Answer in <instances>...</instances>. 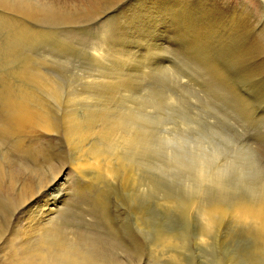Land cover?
Segmentation results:
<instances>
[{"label": "bare ground", "instance_id": "bare-ground-1", "mask_svg": "<svg viewBox=\"0 0 264 264\" xmlns=\"http://www.w3.org/2000/svg\"><path fill=\"white\" fill-rule=\"evenodd\" d=\"M121 1H123V0H121ZM143 1H144L143 7L138 8V10H136L137 15H135V16H137L138 21H137V24L133 23L134 25H133V29H131L132 30L131 35H133L134 39L136 38V41H137V39H139V40L141 39L142 41H146V42L152 41L153 43H155L156 46L160 45V43L165 41L166 32H168L166 30L168 25L165 22L167 19L164 20V18H165L164 16H166L164 14L165 13L164 10H165L166 5L163 6L162 4H160L161 3V2H159L160 0H149V5L145 6V2H147L148 0L147 1L143 0ZM179 1H182V0H179ZM193 1H195V0H193ZM200 1L202 2V0H200ZM215 1L216 0H214V2ZM110 2H116L117 3V0H0L1 5L12 10L13 12L17 11L20 13H24L26 15L32 16L33 18L35 17V18H39V19L43 18V19H49V20L54 19V21H57V20H60V21L61 20L84 21L85 19H87L91 16L92 17L95 16L96 13L99 12V10L102 9L104 6H106V5L109 6ZM130 3H131V1L129 0V3L128 2L127 3L122 2L121 5H119L120 3L119 4L117 3V4L119 5L118 6L119 10L123 11L125 6H128ZM143 3H141V4H143ZM176 3H177V1H176ZM195 3H197V2H195ZM113 4L114 3H112L111 5L113 6ZM191 4H192L191 7H193L194 2ZM191 4H189V5H191ZM217 4H218V2H217ZM203 5H204V7L206 6L205 4H203ZM210 5H212V3ZM214 5H216V4H214ZM168 6H171V5H168ZM198 6H199V4H198ZM201 6L202 5H200V7ZM171 7H169V8H171ZM177 7L180 9V6H177ZM200 7H198V9ZM208 7L212 9V7H210V6H208ZM217 7H218V5H217ZM217 7L214 9L216 10ZM188 8H189V6H188ZM193 8H195V7H193ZM202 8H203V6H202ZM209 8H207V6H206L204 11L202 9V12H205ZM106 9H107V7H106ZM196 9H197V5H196ZM222 9H224V8H222ZM236 9L238 10L239 8H236ZM241 9H242V7H241ZM2 10H4V9H2ZM173 10H174V7H173ZM176 10H177V8H176ZM219 10L218 11L216 10V12L220 13ZM109 11H111V10L109 9ZM122 11H120V12L122 13ZM193 11L194 10L192 9V12ZM209 11H210V9H209ZM224 11L225 10H223V12ZM100 12L102 14L103 13L106 14L105 11L104 12L100 11ZM125 12H127V11H125ZM216 12H214V13L218 14ZM231 12H232V10L230 11V14H225V16L226 15L231 16L232 15ZM234 12L238 13V11H234ZM107 13H109V12H107ZM112 13H109V14H112ZM212 13L213 12L211 10V14ZM244 13H245V11L242 14L244 15ZM129 14H131V13H129ZM188 14H190V13L188 12ZM192 14L194 15V12ZM215 14H214L215 19H218V16L216 18ZM220 14L221 15L223 14L222 10H221ZM127 15H128V13H127ZM176 15H178V14H176ZM181 15H180V18H181ZM196 15H198L197 12H196ZM203 15H204V13H203ZM221 15H219V19H220ZM98 16H100V15H98ZM233 16L235 17L236 15L233 14L232 17ZM237 16H238V14H237ZM1 17H4V16H0V18ZM6 17L4 18V20L6 19ZM27 17H25V18H27ZM124 17H128V16H124ZM129 17L131 18V15H129ZM186 17L184 16L185 19H186ZM193 17H192V19H196L195 17L194 18ZM200 17L201 16H199V18ZM242 17L245 18L246 14ZM242 17H240V18L242 19ZM169 18H171V16H169ZM177 18H178V16H177ZM199 18H198V20L196 19L195 21L202 20V17L200 18V20H199ZM203 18H205V17H203ZM248 18H249V12L247 15V20H248ZM96 19H100V17L99 18L96 17ZM101 19H102V17H101ZM105 19H106V17H105ZM206 19H208V18H205V20ZM212 19H214V18H212ZM237 19H238L237 21L239 23L240 22L239 16ZM0 20H3V19H0ZM13 20H15V18H13ZM13 20H12V22H13ZM107 20H108V18H107ZM10 21H11V19H10ZM10 21L8 19L9 23L6 22V20L4 22L8 23V25L7 24L6 25L9 26ZM38 21H40V20H38ZM104 21H105L104 23L107 25V23H106L107 21L106 20H104ZM117 21H118V19H117ZM130 21H132V20H130ZM211 21L209 19V22H211ZM224 21L226 22L227 20L225 19ZM184 22L185 21H183V23ZM214 22H215V25L219 24V23H216V20H214ZM241 22H243V19L241 20ZM30 23H32V22H30ZM93 23H95V22H93ZM119 23L120 22H118V24ZM128 23H130V22H128ZM169 23H171V22H169ZM193 23H194V21H193ZM243 23H246V22H243ZM243 23H241V24H243ZM252 23H254V22H252ZM111 24H113V23H111ZM172 24H173V22H172ZM172 24H169V25H172ZM176 24H177V28H178V26H179L178 24H180V23H176ZM213 24L214 23H212V25ZM227 24H228V22H227ZM246 24H248V22ZM1 25H0V27H1ZM6 25H3V30H4V26L8 30ZM21 25H22V23H21ZM23 25H25V24H23ZM28 25H30V24H28ZM28 25H26V26H28ZM55 25H56V23H55ZM119 25H121V24H119ZM220 25L222 26L224 24H220ZM237 25L239 26L240 23ZM250 25H249V27H250ZM11 26H13V25H11ZM19 26L20 25H18V27ZM56 26H54V28ZM199 26L201 27V24ZM199 26H198V28H200ZM205 26L206 25L204 24V26H202V27L204 28ZM13 27H15V25ZM60 27H61V25H60ZM62 27H64V26H62ZM116 27H120V26H116ZM202 27H201V29H203ZM216 27H217V25H216ZM247 27L245 26V28H247ZM45 28H47V27H45ZM188 28H189V26H188ZM193 28H194V26H193ZM209 28H211V27H209ZM26 29H28V28H26ZM34 29H35V27H34ZM39 29H40V27L38 29H35V30L38 31ZM110 29H111V27H110ZM172 29H174V28H172ZM243 29L244 28H242V31H243ZM249 29L251 30V28H249ZM252 29H253V27H252ZM32 30H33V28H32ZM121 30H120V33H121ZM169 30H171V29H169ZM207 30H206L205 35L207 34ZM223 30H225V29H223ZM239 30H241V29H239ZM250 30H248V31H250ZM22 31H24V30H22ZM217 31L218 30H216L215 32L217 33ZM226 31H223V32H226ZM248 31H244V32L248 33ZM56 32L58 33V31H56ZM106 32H108V31H106ZM127 32H128V30H127ZM180 32L183 33V30H181ZM239 32H236V33L238 34ZM253 32L254 31H252V33ZM7 33H8V31H7ZM110 33H112V32H110ZM116 33L118 34V32H116ZM175 33L177 34V32H175ZM179 33H178V35H179ZM200 33H201V31H200ZM252 33L249 35V37L252 35ZM15 34H18V33H15ZM24 34H23V36H24ZM37 34H39V33H37ZM51 34H53V33H51ZM121 34H118V38L116 36V39H117L116 42L111 41V42H109L108 46L110 45V48H111L110 50H112V54L114 57H116V58L117 57L118 58L131 57L132 58L134 56V53H132V51L131 52H123L125 45H124V42H122V39H123L124 35L123 34L121 35ZM195 34L197 35V33H195ZM211 34H213L212 31H211ZM224 34L225 33H223L222 35H224ZM230 34H231V37H233V38L237 35V34H234V31H232V33H230ZM0 35H2V34H0ZM29 35L32 36V33ZM53 35H55V33ZM53 35H52V37H53ZM227 35H229V34H227ZM232 35H235V36H232ZM239 35H241V33H239ZM245 35L243 34V37ZM20 36L22 37V35H20ZM59 36H61V35H59ZM119 36H120V38H119ZM121 36H122V38H121ZM185 36H183V38H185ZM198 36H200V34H198ZM229 36H228V38H229ZM255 36H256V34H255ZM16 37H19V36H16ZM49 37H51V36H49ZM94 37L95 36H93V38ZM103 37H104V35H103ZM106 37H109V36L107 35ZM189 37H191V36H189ZM189 37H188V39H189ZM222 37H225V36H222ZM44 38H45V36H44ZM113 38H115V37H113ZM176 38H177V36H176ZM196 38H198V37H196ZM214 38H216V37L214 36ZM220 38H221V36H220ZM256 38H257V36H256ZM19 39H21V38H19ZM98 39H100V38L98 37ZM171 39H173V38H171ZM207 39H208V37H207ZM221 39H223V38H221ZM237 39H236V41L238 42L239 39L238 40ZM45 40H46V45H49L50 42H48V44H47V39H45ZM53 40H54V38H53ZM104 40L102 42H104ZM173 40H175V39H173ZM204 40H205V38H204ZM224 40H225V38H224ZM229 40H230V38H229ZM229 40H227L226 42H228ZM37 41H38V39H37ZM218 41H219V39H218ZM231 41L233 43L236 42L232 39H231ZM231 41H229V42H231ZM240 41H243L242 37H241ZM244 41H246V40L244 39ZM250 41L248 40V44H250L249 43ZM252 41H254V40L252 39ZM5 42H7V41H5ZM39 42H41V41L39 40ZM62 42L63 41H61L60 43H62ZM168 42H171V41L168 40ZM222 42H220V43L222 44ZM239 42L237 43V45L240 44ZM254 42H256V39ZM257 42H259V41L257 40ZM26 43H29V42L27 41ZM30 43H32V42H30ZM77 43H76V45H77ZM127 43H128V41H127ZM188 43H191V41L190 42L188 41ZM32 44H34V43H32ZM52 44H54V43L52 42ZM139 44H141V43H138V45ZM145 45H148V44H145ZM200 45H201V43H200ZM211 45H212V42H211ZM222 45H220V46H222ZM228 45H229V43H228ZM241 45H242V43L240 44V46ZM247 45H246V49L248 48ZM257 45H259V44H257ZM6 46H8V44ZM19 46H21V45H19ZM74 46H75V43H74ZM92 46L94 47V45H91V47ZM103 46H105L104 43H103ZM129 46H131V45H129ZM152 46L154 47V45H152ZM160 46H162V45H160ZM205 46H206V44H205ZM144 47L146 48V46H144ZM233 47H235V46H233ZM251 47H252V49H255L254 46H251ZM0 48H2V46ZM34 48H35V46H34ZM79 48H78V50H80ZM126 48H128V46ZM155 48H157V47H155ZM205 48H206V52H207V47H205ZM260 48H263V47L260 46ZM63 49H65V48H63ZM66 49H67V47H66ZM70 49H71V47H70ZM93 49H89V50L91 51ZM200 49H201V47H200ZM212 49H209V50H212ZM219 49H220V51L222 50V48H219ZM219 49H218V51H219ZM10 50H12V48H10L9 51ZM14 50L15 49H13L11 51V52H13V54L18 53L19 56L21 55L20 54L21 48H20V51H18V52L17 51L15 52ZM29 50H30V47H29ZM29 50H27V51H29ZM44 50H46V49H44ZM48 50L50 51V49H48ZM60 50L61 49H59L57 52H60ZM97 50H99V49H97ZM157 50H155V51H157ZM202 50H203V48H202ZM230 50L232 51V49H229V51ZM6 51H4V52L7 53L8 51L7 52ZM99 51H101V50H99ZM105 51H106V49H105ZM133 51L136 52L135 48ZM160 51H162V50H160ZM203 51H205V50H203ZM203 51L201 53H203ZM231 51L228 54H231ZM235 51H236V49L233 51V53ZM249 51H252V50H249ZM258 51H259V49H258ZM80 52H82V51H80ZM157 52L159 54V51H157ZM206 52H204V53L206 54ZM259 52L262 53L263 51H259ZM5 53H1V55L2 54L7 55ZM54 53H55V51H54ZM68 53H69V51H68ZM91 53H93V52H91ZM99 53H101V52H99ZM216 53H217V49H216V52L214 53L215 56H216ZM219 53L220 52H218V54ZM224 53H226V52H224ZM256 53H258V52H256ZM263 53H262V55H263ZM24 54H23V56H24ZM35 54L37 56V58H36V56H35V58L39 59L38 55H40L41 53L38 55H37V53H35ZM35 54H33V55H35ZM140 54H141V52H140ZM140 54H139V56H140ZM146 54H147V52H146ZM207 54H208V52H207ZM211 54H213V53H211ZM226 54H224V56ZM246 54H247V52H246ZM56 55L57 54H55L54 56H56ZM103 55L104 54H102V56ZM210 55H209V57H210L209 59L213 60ZM238 55L236 54V56H238ZM44 56L48 57L47 55H44ZM58 56H60V55H58ZM195 56H196V54H195ZM221 56L222 55L220 54L219 57H221ZM240 56L238 57L239 59L244 58V57L240 58ZM242 56H244V55H242ZM245 56H247V55H245ZM12 57H11V59H12ZM21 57H22V55L20 56V58ZM62 57H64V56H62ZM144 57H145V55H144ZM232 57H233V55H232ZM232 57L228 56V58H232ZM261 57H263V56H261ZM5 58L7 59V56ZM14 58H16V56ZM35 58H32L31 56L29 57L28 55L25 57H22V60L24 63L21 66V68L20 67L17 68V69H19L17 71L18 72L17 73L18 78L15 81H10L9 79H8L9 81L8 80L2 81V79L0 81V215H1V212L3 210H4L3 212H5V211L8 212V216H9L8 218L10 220L11 227H12L11 233L13 234V237H11L12 238L11 241H14V242L17 241L15 244H13L14 247H12L13 249L11 250L12 253L10 255L11 257L14 256V258H15V260H13L14 261L13 264H119L120 263L119 260L115 259V256L112 257L115 254H113V252L109 249V246L110 245L112 246V244H110L111 241L109 242L110 239L109 238L107 239L108 236H106V238H105V236L98 235L97 234L98 232L93 233L90 229L92 227V224L85 223V221H84V223L78 222L80 218L78 219V221L75 220L77 218L76 217L77 215H69L68 213H66L65 211L67 209L65 207V194H63L61 196L62 198L58 199V192L60 193V191L62 192L65 190V184L68 183V179H69L71 174H74L77 178L81 179L83 183H85V185H84L85 186L84 187L85 188L84 189L85 194H87V193L91 194V193H93V189L96 188L99 184L104 183V185L105 184L110 185L113 182L114 176H116L119 173H122L121 174L122 175V183H123L122 186H125L127 191L129 190L128 188L131 185V188L136 186L137 190L140 192L141 186L147 187L148 184H149L148 186H150V184H151L152 178L150 177L149 174H152V173H149L150 168H151L150 166L158 167V169H160L163 172L164 176H166V177L175 176V175H177V173H179L181 175V178L184 181V185H185L184 187L185 188L187 187V189L184 190L185 192L182 194L178 193L177 198L173 197V196H165L161 199V201H162L161 204L164 206V208L166 207V209H167V207L171 208L169 206H175V207L179 206V205H180V207L187 206L185 208L191 209L192 210L191 212H194L197 214V215L196 214L195 215L198 216L197 222H199V225H197L198 223H195L196 224L195 226L200 227V229H199V232H197L198 234L196 236V239H197L196 242L198 241V243L201 244V246L204 245L206 243V241L208 240L207 238H209L208 236L210 235L209 232L213 227H215V228H217L216 226L222 227L223 224H226L227 228L229 227L230 229L226 230L224 228L227 232L223 230V234L226 232L227 236L223 235L224 236L223 239H226L227 237L230 238L231 236H233V235H231V232H233L236 228H238V230L241 229L243 231V236L245 235L246 237H249V238L251 237L254 241L253 245H255V247L252 249V250H254L253 255H255V256L257 255V257L262 258L264 261V178L258 180L259 178L257 179L256 178L257 175H255L256 171L253 170V166L255 164L253 163V160L251 158L252 157L251 152L254 149H252V151L250 152L249 148L246 147L245 145L241 146V145L235 144L234 147L232 148L233 149V155H228L226 158H224V161L221 162L220 161L221 158L219 156V149L221 146L219 145L220 144L219 141H217V143H215L216 139H215V142H212V140H207L208 144H204L203 141H205V140L200 141V140H196L193 138H190V139L187 138L186 132L181 131L183 129V127H189V125H187V124L191 123L187 114L184 112H181L176 117L177 120L172 121L169 119V114H167L165 111L166 105H173V103L176 100H179V101L182 100V99L178 98L172 90H169L165 87V83L169 80L174 81L176 84L177 83L181 84V79H179L177 76H175L172 71L170 73V70L168 68L164 67L165 70H163V72L165 73V75L169 76V77H167L163 74V72L161 73L162 69L160 72H159V70L154 69L153 71H155V72L157 71L156 73L159 72L163 75H160V74L152 75V73L150 72L152 76H150L149 80H151V81H148L146 83V81L145 82L143 81L144 78L139 77V74L144 73L143 71L148 67L147 60H145V58H143V56H142V58H141L142 60L139 62L140 66L138 65L137 67H135L136 69L135 70L133 69L134 70L133 73H132V71H129L131 74H127L128 75L127 77L119 78L118 80H114V82H107V81H102L101 83L98 82L97 85L101 86L102 87L101 88L99 86H96V84L92 83L93 75L91 78H89L92 81L91 80L88 81L86 79H81V78H80V80H78L79 78L76 79L75 77H69L68 79H60V77L59 78L56 77V75H53V73L51 74L45 70H42L41 68L43 66L41 68L39 67L41 62L37 65ZM49 58H51V57H49ZM201 58H204V57H201ZM217 58H218V55H217ZM221 58H224V57H221ZM6 59H4V60H6ZM107 59H109V58H107ZM215 59H214V61H215ZM251 59H252V62H255V61H253V57H251ZM262 59L263 58H261V60ZM4 60H2V61H4ZM85 60H87V58ZM139 60H140V57H139ZM204 60H206V56H205ZM217 60L219 61L217 63H220L223 61V59H222V61H220V58ZM225 60H226V58H225ZM258 60H260V59H257V61ZM59 61H61V60H59ZM134 61H136V57H135V60H133V62ZM227 61L229 62L230 60H227ZM236 61L235 62L230 61V64H232V62L237 64L238 62H236ZM239 61H243V60H239ZM244 61H246V60L244 59ZM244 61H243V63H244ZM247 61H248V59H247ZM7 62L9 63V61H7ZM7 62H6V64H7ZM49 62H47V63L49 64ZM109 62H111V60ZM261 62L262 61H260V62L258 61V63H257L258 66ZM263 62H264V60H263ZM58 63H60V62H58ZM63 63H64V61H63ZM102 63H104V59L102 60ZM115 63H116V61H115ZM212 63L210 64L211 69L213 66ZM224 63H225L224 61H223V64L220 63L221 64L220 66L224 67ZM249 63L251 64L250 61H249ZM6 64L4 62V65H6ZM91 64H92V62H91ZM121 64L124 65V63H121ZM14 65H15V63H14ZM51 65H53V64H51ZM232 65H230V67ZM251 65H250V67H249V65H247V66L249 68H251ZM57 66H58V64H57ZM94 66H96V64ZM129 66H131V65H129ZM206 66H209V65L206 64ZM244 66H246V63H244L243 68H244ZM54 67H56V65ZM92 67H93V65H92ZM99 67H103V66H99ZM225 67H227L228 69L230 68L229 64H228V66H225ZM234 67L232 69H234ZM259 67H261V66H259ZM1 68L2 67H0V69ZM10 68H11V66H10ZM130 68H132V67H130ZM209 68L210 67H208V69ZM227 68H225V69L228 70ZM254 68L255 67L252 66L251 69L253 70ZM258 68H257V70H258ZM263 68L264 67L262 66V69ZM3 69H5V68H3ZM118 69H120V68L118 67ZM213 69L215 70L216 68H213ZM213 69L209 70V71L212 72V71H214ZM217 69H221V67L218 68V66H217ZM239 69H242V68H239ZM251 69H249V71ZM255 69L253 71H255ZM262 69H260V71H259V72H261L260 74L256 70L260 76H261L262 72H264ZM252 70L250 72L251 74L253 73ZM98 71H99V68H98ZM209 71H207V72L209 73ZM225 71L223 72L224 74H225ZM228 71H226V72L228 73ZM230 71H229L228 75H230V73H231V75L233 74V70L231 72ZM242 71H244V70L242 69ZM245 71H246V69H245ZM5 72H6V70H5ZM51 72H52V70H51ZM215 72H217V71L215 70ZM219 72H221V70ZM248 72H247V74H249ZM166 73H169V74H166ZM236 73H237V71H236ZM56 74H58V73H56ZM153 74H154V72H153ZM216 74H218V73H214L215 76H217ZM224 74H223V76H224ZM253 74L255 75L256 73H253ZM101 75H103V74H101ZM105 75H106V73H105ZM212 75H211V77H212ZM219 75H221V74H219ZM234 75H235V73H234ZM237 75H239V74H237ZM7 76H8V74H7ZM117 76H118V74H117ZM230 76H229V78H230ZM241 76L242 75H240L239 77H241ZM255 76H254V78H256ZM116 77L114 75V78H116ZM118 77H120V75ZM209 77H210V75H209ZM231 77L233 78V75ZM249 77H251V76L249 75ZM262 77H264V76H262ZM109 78H110V76H109ZM12 79H13V77H12ZM102 79H103V77H102ZM243 79L241 81H243ZM252 79H253V77H251V80ZM223 80L224 79L222 78V83H223ZM228 80H226V81H228ZM96 81H98V80H96ZM96 81L94 83H96ZM216 81H215V83H216ZM143 82H144V84H143ZM211 82H212V79H211ZM141 83L143 85H140ZM219 83H221V82H219ZM212 84H210V86ZM218 86L216 85L217 89H219ZM214 88H215V86H214ZM263 88H264V86H263ZM220 89H222V88H220ZM247 89H249V88H247ZM244 92H245V90H244ZM192 93H194L193 96L195 97L196 92L192 91ZM240 99H243V98H240ZM246 99H245V101H246ZM47 100L54 101L59 106H57V107L50 106L47 103ZM235 101H237V100H235ZM240 102H242V100ZM247 102H248V99H247ZM230 104H232V103H230ZM243 108H247V107L245 106ZM199 128H201V127H199ZM185 130H187V129H185ZM200 133H203V132L201 131ZM214 134L218 135V133H214ZM201 135H203V134H201ZM61 136H63V140L61 139ZM203 136H205V135H203ZM211 138H213V137H211ZM215 138H217V137H215ZM58 141H60L63 144L64 151H67L70 153L71 161L69 160L70 162H68L67 164H65V163L57 164L58 163L57 162L56 163L57 166H52V164H51L53 162L52 161L49 164V166H50V168L52 166V167H55L56 169H55L53 175L51 176V178L48 181H46L44 179L45 182L42 183L40 177H38L36 172L38 171L39 167L43 163H45V161H44L45 159H43V161H42V158H43L42 155L44 152V148L46 146H50L51 148H53V151H55L56 152L55 154L57 155L60 151H62V150H60V151L56 150L57 147H59V148L61 147V146H57L56 142H58ZM250 144H249V146H250ZM254 152H256V149L254 150ZM252 154H253V152H252ZM255 156L257 157L258 155H255ZM59 159H57V160H59ZM221 160H223V159H221ZM48 161H49V159H48ZM258 162H260V161L258 160ZM257 166L258 165H255L254 167H257ZM231 168L234 170V172H232V174L230 175L231 177L228 178V177H226V174H228V172H231ZM260 169L262 170L263 166ZM43 170H45V169H43ZM261 170H259V171L263 172ZM30 171L33 173H36V174L32 175V177H31V174H29ZM39 171H41V170H39ZM155 174H157V172ZM157 175H156V177H157ZM152 176H154V175H152ZM162 177H160V178H162ZM138 178H140V181H142V182H139ZM160 178L158 177L157 179H160ZM42 181H43V179H42ZM177 181H179V180H177ZM243 185H245V187L246 186L249 187L251 189V191H249L248 193L246 192V194L244 193V195L242 193L243 196L241 195L239 197H233L230 194L231 191H229L228 189H230L232 186H234V188L235 187L239 188L240 186H243ZM137 186H139V187H137ZM99 187H101V186H99ZM150 187H148V188H150ZM81 188L83 189V187H81ZM107 189H108V187H107ZM143 189H144V187H143ZM235 189H237V188H235ZM155 190H157V189H155ZM205 190L210 191L212 193V195L209 194L210 196H207L206 195L207 193H205ZM252 190H254V191H252ZM123 191H124L123 193H125V190H123ZM97 192H98V190H97ZM131 192H132V190H131ZM101 194H102V191H101ZM66 197H67V195H66ZM92 197H94V198H92L93 199L92 203L96 204V202L99 203L98 200H100L102 196L100 197V193H96V195L95 196L92 195ZM99 197H100V199H99ZM93 204H92V206L88 207V210H86V212H89V213H93L94 211L99 212L100 210L103 209L102 207H101L102 208L101 209L98 206H97L98 207L97 208V207H95V204L94 205ZM84 207H85V205H84ZM188 209L186 211L189 213L190 211ZM183 210H181V212ZM139 211H140V215L143 216V212L141 210H139ZM169 211H171V210H169ZM68 212H70V211H68ZM100 213H101V211H100ZM67 214H68V216H67ZM5 217H6V219H8L7 214ZM187 219H189V218H187ZM195 219H196V217H195ZM1 221H3V219ZM1 221H0V224H1ZM2 224H1V226L4 227ZM215 228H214V231H215ZM238 230H236V231H238ZM241 230L239 232H241ZM218 232H220V231H218ZM213 233L215 234V232H213ZM0 234H1V232H0ZM216 234H217V232H216ZM233 234H235V233H233ZM238 234H242V233H238ZM158 235H159V233H157V236ZM213 235H210V237H212ZM160 236H162V238H159L160 240H157V241H159V245L161 246V247L160 246L159 247L162 248L163 250L166 248H172V246L174 245L175 239L179 238V236L176 237L174 235H171V234L163 232V231H162ZM221 237L222 236H220V239H221ZM233 237H231V238L233 239ZM218 238H219V235H218ZM8 239H9V237H8ZM225 241H227V239ZM177 242H179V241H177ZM184 242H185V240H184ZM8 243L10 244L12 242H10L8 240ZM155 243H157V245H158V242H156V240H155ZM207 244H209V241H208V243H206L205 247L207 246ZM225 244H226V242H225ZM112 247H114V246H112ZM175 247H176V245H175ZM156 249H158V248H156ZM159 251L161 252V250H159ZM223 254H224V252H223ZM117 255H119V254H117ZM7 258H8V256H7ZM160 258H163V257H160ZM8 259H10V258H8ZM137 259H139V258H137ZM252 259L255 260V258H252ZM184 260H186V258ZM4 261H6V260L4 259ZM11 262L9 264H12ZM174 262H175V260H174ZM224 262H227V264H234V259L232 256L231 257L228 256ZM6 263H8V261ZM2 264H4V263H2Z\"/></svg>", "mask_w": 264, "mask_h": 264}, {"label": "rangeland", "instance_id": "rangeland-1", "mask_svg": "<svg viewBox=\"0 0 264 264\" xmlns=\"http://www.w3.org/2000/svg\"><path fill=\"white\" fill-rule=\"evenodd\" d=\"M130 1H131V3L129 4L130 6L128 5V6H125V8L123 7L124 8L123 9L124 12L122 10H119L118 6L121 5L122 2H126V3L128 2L129 3V0H123V1L117 0V3L118 4L120 3L119 5L116 2H110V5L109 6L108 5L104 6L102 9L99 10V12L96 13L95 16H93V17L91 16V17L85 19L84 21H71V20H68V21L61 20L60 21V20H57L58 22L57 21H54V19L53 20H49V19H43V18H40V19L39 18H35V17L33 18L32 16L26 15L24 13H20V12H17V11L13 12L12 10H10V9H8V8H6V7H4L3 5L0 4V14H1L0 16H4V17H1L0 19H3L4 20V18L6 16H7L6 19H5L6 22H8V19H9V21L11 19L9 26H7L9 22L6 23V22H4L5 20L4 21L3 20H0L1 21L0 23L2 24V25L0 24L1 25V27H0V30H1L0 31V34H2V35L4 34L3 36L0 35L1 36L0 37V47L2 46V48H0V51H1L0 52V65H1L0 67H2L0 69V75L4 72L1 75L2 77L0 76V81H1V79H2V81H7L8 79L10 81H15L18 78L17 77V75H18L17 74L18 73L17 71L19 69H17V68H19V67L21 68V66L24 63L23 60H22V57H25V56L28 55L29 57L31 56L32 58H35V56H36L35 53H37V55L41 53L40 55H38L39 59H36L37 56H36L35 59H36L37 65L40 62L43 64L42 65L40 63V65H39L40 68L43 66L41 68L42 70H45V71H47L48 73H51V74L53 73V75H56V77H58V78L60 77V79H68L69 77H75L76 79L79 78L78 80H80V78H81V79H86V80L90 81L91 79H89V78H91L92 75H93V78H92L93 81L91 80L92 83L93 84H96V86H99V85H97L98 82H100V83L102 81L114 82V80H118L119 78H125V77H127L128 76L127 74H131L129 71H132V73H133V71L136 69L135 67H137L140 64L139 62L142 60L141 58L143 56V58H145V60H147L148 67L146 68L147 70L145 69L143 71L144 73L139 74V77L140 78H144V80H143L144 82L146 81V83H147L148 81H151V80H149V78L152 75H155V74H160V75H163L164 74L165 75V73L163 72V70H165L164 67L168 68L170 70V73L172 71L175 76H177L179 79H181V84H179V83L176 84L172 80H169V81H167L165 83V87L167 89L172 90L178 98L182 99L181 101L176 100L173 103V105H166L165 106V111H166L167 114H169V119L172 120V121L177 120L176 117L181 112H184V113L187 114V116H188L189 120L191 121V123L187 124V125H189V127H183V129L181 130V131H185L186 132L187 138H189V139L190 138H193V139L200 140V141L201 140H205V141H203L204 144H208L207 140H212V142H215V139H216V142L215 143H217V141H219L220 144L219 143L218 144L221 146L220 149H219V156H220L221 159H223V160L220 159L221 162L224 161V158H226L228 155H233V149L232 148L234 147L235 144H238V145H241V146L245 145L246 147L249 148V151L250 152L252 151V149H254V150L256 149V152H254V150L252 151L253 154L251 152V156H252L251 158L253 160V163L255 165H258L259 167L258 166L257 167H254L255 166L254 165L253 166V170L256 171L255 175H257L256 176L257 179L259 178L258 180L264 178V88H263V86H264V81H263L264 80V77H262V76H264V72H262L263 75L262 74H261V76L259 75L261 73V72H259L260 69H262V66L264 67V65H263L264 64V62H263V60H264V53H263L264 52V45H263L264 44V0H216L215 2H214V0H211L212 2L210 0H202V2L200 0L199 1L198 0H195V1H193V0H187L188 2L186 0H182V1H179V0H174V1L173 0H167V1L166 0L165 1L164 0H160L159 1V2H161L160 4H162L163 6L166 5L165 6V10H164V12H165L164 14L166 16H164L165 17L164 20L167 19L165 22L168 25V27L166 28V30L168 31V32H166V39H165L164 42H162L163 44L160 43V45H162V46H160V45H157L156 46L155 43H153L152 41H149V42L147 41L146 42V41H142L141 39H140L141 41L139 39H137V41H136V38L134 39L133 35H131V31H132L131 29H133V25H134L133 23H136L137 24V21H138L137 16H135V15H137L136 10H138V8H142L143 7V5H144L143 2L144 1L143 0H137V1L136 0H130ZM145 1H147V0H145ZM176 1H177V3H176ZM140 2L143 3V4H141ZM193 2H194V6L193 7H195V8L191 7L192 6L191 3H193ZM195 2H197L199 4V6ZM217 2H218V4H217ZM112 3H114L113 6L111 5ZM202 3L205 4L207 6V8H209L208 6H210V7H212V9L209 8L210 11L208 9L205 12H202V9L204 11L205 8H206V6L204 7V5ZM211 3H212L213 6L210 5ZM189 4H191V5H189ZM214 4H216V5H214ZM146 5H149V0L147 2H145V6ZM168 5H171V6L173 5V6L171 7V6H168ZM196 5H197V9H196ZM200 5H202L203 8H202V6L200 7ZM217 5H218V7H217ZM177 6H180V9ZM188 6H189L190 9L188 8ZM106 7H107V9H106ZM169 7H171V8H169ZM173 7H174V10L175 11L173 10ZM175 7L177 8V10H176ZM198 7H200V8L198 9ZM216 7H217V9H216L217 11L220 9L219 10L220 13H221V10H222V13H223L222 15L220 13L216 12V10L214 9ZM221 7L224 8V9H222ZM241 7H242V9H241ZM236 8H239L240 10L239 9L237 10ZM2 9H4L5 11L2 10ZM109 9L111 11H109ZM192 9L194 10L193 11L194 12V15L192 14L193 13L192 12ZM211 10L213 12L212 14H211ZM223 10H225V11L223 12ZM231 10L233 12V13L231 12L232 15L234 14V15L237 16V14H238L239 21H240L239 23L241 25V26L240 25L239 26L241 28L237 25V24H239L238 21H237L238 20L237 19L238 16L237 17L236 16L235 17L234 16L232 17V15L231 16L230 15H228V16L226 15L225 16V14H230V11ZM233 10L234 11H238V13L237 12H234ZM100 11H103V12L105 11L106 14L105 13L102 14ZM120 11H122V13ZM125 11H127V12H125ZM244 11H245L244 15L246 14V17H245L246 19L244 17H242V16H244L242 14ZM107 12H109V13H112L113 12V13L112 14H109ZM188 12L190 14H188ZM196 12H197L198 15H196ZM214 12L218 13L219 15H221L220 16V19H219V15L218 14H215ZM248 12H249V18H248V20L250 19L249 20L250 22L247 20ZM127 13H128V15H127ZM129 13H131V14H129ZM203 13H204L205 16L203 15ZM176 14H178V15H176ZM214 14H215L216 18L218 16V19H215ZM98 15H100V16H98ZM123 15L124 16H128V17H124ZM129 15H131V18L129 17ZM180 15H181V18H180ZM169 16H171L172 19L169 18ZM177 16H178V18H177ZM184 16L185 17L187 16L186 19L184 18ZM193 16L197 20H198L199 16H201L202 17V20H200L201 17L199 18V20L201 22L200 21H195L196 19H192ZM25 17H27V18H25ZM96 17L97 18L100 17V19H96ZM101 17H102V19H101ZM105 17H106V19H105ZM203 17L208 18V19L205 20V18H203ZM240 17H242L243 22H246V23L248 22V24L241 22L242 19ZM13 18H15V20H13ZM107 18H108V20H107ZM212 18H214V19H212ZM117 19H118V21H117ZM209 19H210V21L211 20L213 21V22L211 21L212 23H214L213 25H212L211 22H209ZM225 19L227 20L226 22L224 21ZM12 20H13V22H12ZM38 20H40V21H38ZM104 20L107 21L106 22L107 25L104 23L105 22ZM130 20H132V21H130ZM214 20H216V23H219V24H216L217 27L215 25ZM29 21L32 22V23H30ZM127 21L130 22V23H128ZM168 21L171 22V23H169ZM183 21H185V22L183 23ZM193 21H194L195 24L193 23ZM20 22L22 23V25H21ZM54 22L56 23L57 26L55 25ZM93 22H95V23H93ZM118 22H120L119 24H121V25H119ZM172 22H173V24H172ZM175 22L176 23H180V24H178L179 25L178 28H177V24ZM227 22H228V24H227ZM252 22H254V23H252ZM111 23H113V24H111ZM241 23H243V24H241ZM17 24L20 25V26L18 27ZM23 24H25V25H23ZM28 24H30V25H28ZM169 24H172V25H169ZM191 24L194 26V28H193V26ZM200 24H201V27L204 26V24L206 25L204 27L205 29L202 27L204 30L201 29V27L199 26ZM220 24H224V25L221 26ZM3 25H6L7 28H8V30L5 28V26H4V30H3ZM11 25H13V26L15 25V27L17 26L16 28L18 30L15 27L11 26ZM26 25H28L29 27L26 26ZM60 25H61V27L62 26H64V27L61 28ZM244 25L246 27L247 26L248 27L245 28ZM249 25H250V27H249ZM21 26L22 27L24 26L23 27L24 29ZM54 26H56V27L54 28ZM116 26H120V27L122 26V27L120 28V27H116ZM188 26H189V28H188ZM198 26L200 28H198ZM34 27H35V29H38L40 27V29L37 31V30L34 29ZM45 27H47V28H45ZM110 27H111V29H110ZM209 27H211V28H209ZM252 27H253V29H252ZM26 28H28V29H26ZM32 28H33V30H32ZM172 28H174V29H172ZM242 28H244L245 30L243 29V31H242ZM249 28H251V30ZM169 29H171V30H169ZM223 29H225V30H223ZM239 29H241V30H239ZM22 30H24V31H22ZM55 30L58 31V33ZM120 30H121V33L124 35L123 36V39L124 40L122 39V42H124V45H125L124 46V49H123V52H131L132 51V53H134V56L132 57L133 59L131 57H121V58H118L117 57L118 58L117 59L116 57L113 56L112 50H110L111 49L110 48V45L108 46L109 42H111V41L116 42V40H117L116 39V36L118 38V34H121L120 33ZM127 30H128V32H127ZM173 30L174 31L176 30L175 32H177V34ZM181 30H183V33L180 32ZM206 30H207V34L205 35ZM216 30H218V31L220 30L219 31L220 33L218 31L216 33L215 32ZM222 30L223 31H226L227 30L228 32L227 31L226 32H223ZM248 30H250V31H248ZM7 31H8V33L9 32L10 33L8 34ZM106 31H108V32H106ZM109 31L112 32V33H110ZM200 31H201V33H200ZM211 31H212L213 34H211ZM232 31H234V34H237L236 32H239L240 31L239 33H241L242 36L239 35V33H238L236 36L235 35H232V36H235L233 38V37H231V34H230V33H232ZM244 31H248V33L249 32L250 33L248 34L247 32H244ZM252 31H254V32L252 33ZM47 32L48 33L50 32V33L48 34ZM116 32H118V34ZM15 33H18V34H15ZM31 33H32V36L29 35ZM37 33H39V34H37ZM51 33H53V34L55 33L56 36L53 35V34H51ZM178 33H179V35H178ZM195 33H197V35ZM223 33H225V34L222 35ZM251 33H252V35L249 37V35ZM23 34H24V36H23ZM198 34H200V36H198ZM227 34H229L230 36L227 35ZM243 34L244 35L246 34L245 35L246 37L245 36L243 37ZM255 34H256L257 38H256ZM20 35H22V37ZM52 35H53V37H52ZM59 35H61V36H59ZM103 35H104V37H103ZM107 35L109 37H106ZM219 35L223 39H221ZM16 36H19V37H16ZM44 36H45V38H44ZM49 36H51V37H49ZM93 36H95V37L93 38ZM176 36H177V38H176ZM183 36H185V38H183ZM189 36H191V37H189ZM195 36L198 37V38H196ZM214 36L216 38H214ZM222 36H225V37H222ZM228 36H229L230 40H229ZM240 36L242 37V40L243 41H240L241 40V37ZM98 37L100 39H98ZM113 37H115V38H113ZM188 37H189V39H188ZM207 37H208V39H207ZM19 38H21V39H19ZM53 38H54V40H53ZM119 38H120V36H119ZM121 38H122V36H121ZM171 38H173L175 40H173ZM204 38H205V40H204ZM224 38H225V40H224ZM254 38L256 39V42H254L255 41ZM37 39H38V41H37ZM45 39H47V44H48V42H50L49 45H46V40ZM218 39H219V41H218ZM231 39L234 40V41H236V39H237L238 42L240 41L239 42L240 44L242 43V45L241 46H240V44L237 45V43H238L237 41L235 43H233L231 41ZM244 39L247 42L244 41ZM247 39L249 41L251 40L249 42L250 44H248V40ZM252 39L254 41H252ZM26 40L29 43L32 42L34 44H32V43H30V44L29 43H26L27 42ZM39 40L43 44L41 42H39ZM103 40H104V42H102ZM168 40L171 41V42H168ZM207 40L208 41L210 40V41L208 42ZM227 40H229L231 42H229V41L226 42ZM257 40L259 42H257ZM5 41H7V42H5ZM51 41L56 46L54 44H52ZM61 41H63V42L60 43ZM127 41H128L129 44L127 43ZM188 41L189 42L191 41V43H188ZM73 42L75 43V46H74V43ZM211 42H212V45L214 44L213 46L211 45ZM220 42H222L223 45ZM4 43L6 45L8 44V46H6ZM76 43H77V45H76ZM103 43H104L105 46H103ZM138 43H141V44L138 45ZM200 43H201V45H200ZM228 43H229V45H228ZM38 44L41 47L42 46L43 47L41 48ZM90 44L91 45H94V47L93 46L91 47ZM145 44H148V45H145ZM205 44H206V46H205ZM257 44H259V45H257ZM19 45H21V46H19ZM129 45H131V46H129ZM152 45H154V47ZM220 45H222V46H220ZM246 45L248 47L247 49H246ZM250 45L251 46H254L255 49H252V47ZM28 46L30 47V50H29V47ZM34 46H35V48H34ZM127 46H128V48H126ZM144 46H146V48ZM204 46L207 47L208 54H207L206 48ZM233 46H235V47H233ZM260 46L263 47V48H260ZM9 47L12 48V50L15 49L14 50L15 52L16 51L17 52L20 51V48H21L20 54L22 55V57L20 58L21 55L19 56L18 53H14L13 54V52H11L12 50L9 51V49H10ZM62 47L65 48V49H63ZM66 47H67V49H66ZM70 47H71L72 50L70 49ZM155 47H157V48H155ZM200 47H201V49H200ZM78 48L80 50H78ZM104 48L106 49V51H105ZM134 48H135L136 52L133 51ZM202 48L205 51H203ZM219 48H222V50L220 51ZM44 49H46V50H44ZM48 49H50V51ZM59 49H61L62 51L60 50V52H57ZM89 49H93V50L90 51ZM97 49H99L101 51H99ZM209 49H212V50H209ZM216 49H217V53H216V56H215L214 53L216 52ZM218 49H219V51H218ZM229 49H232V51L230 50L231 51V54H228L230 52ZM235 49H236V51L234 52L235 53L234 54L233 51ZM258 49H259V51H263L262 52L263 55H262L261 52L258 51ZM27 50H29V51H27ZM155 50L159 51V54ZM160 50H162V51H160ZM249 50H252V51H249ZM4 51H6L7 53H5ZM54 51H55V53H54ZM68 51H69V53H68ZM80 51H82V52H80ZM202 51H203V53H201ZM91 52H93V53H91ZM99 52H101V53H99ZM140 52H141V54H140ZM146 52H147V54H146ZM204 52H206L207 55ZM218 52H220V53L218 54ZM224 52H226L227 54L224 53ZM246 52H247V54H246ZM256 52H258V53H256ZM1 53H5L7 55H4V54L1 55ZM211 53H213V54H211ZM23 54H24V56H23ZM33 54H35V55H33ZM53 54L54 55L57 54V55L54 56ZM102 54H104V55L102 56ZM139 54H140V56H139ZM143 54L145 55V57H144ZM195 54H196V56H195ZM220 54L222 55L221 57H224V58L219 57ZM224 54H226V55L224 56ZM236 54L237 55L239 54V55L236 56ZM44 55H47L48 57H46ZM58 55H60V56H58ZM209 55L212 57L213 60L209 59L210 58ZM217 55H218V58H217ZM232 55H233L234 58L232 57ZM240 55L241 56L244 55V56L241 57ZM245 55H247V56H245ZM6 56H7V59L5 58ZM15 56H16L17 59L14 58ZM62 56H64V57H62ZM138 56L140 57V60H139V57ZM205 56H206V60H204L205 59ZM228 56L232 57L233 59L232 58H228ZM239 56H240V58H243V57L244 58L243 59H239L238 58ZM261 56H263V57H261ZM11 57H12V59H11ZM49 57H51V58H49ZM106 57L109 58V59H107ZM135 57H136V61L133 62V60H135ZM201 57H204V58H201ZM251 57H253V61H255V62H252ZM86 58H87L88 61L85 60ZM219 58H220V61H222V59H223V61L226 63V64L224 63V67L223 66H220L221 64H223V61L220 62L221 64L220 63H217V62H219L217 60ZM225 58H226V60H225ZM261 58H263V59L261 60ZM4 59H6V60H4ZM103 59H104V63H102V60ZM214 59H215V61H214ZM244 59L246 61H244ZM247 59H248V61H247ZM257 59H260V60H258L259 62L260 61L263 62V63L261 62L259 64V66H261V67L258 66ZM2 60H4V61H2ZM59 60H61V61H59ZM110 60H111V62H109ZM227 60L234 61V62L237 60L236 62H238V63L236 64V63L232 62V64L234 63L232 65V64H230V61L228 62ZM239 60H243L244 63H246V66H244V68H243V65H244L243 61H239ZM7 61H9V63ZM63 61H64V63H63ZM90 61L92 62V64H91ZM115 61H116V63H115ZM249 61L251 62V64L252 63L253 64L251 65L249 63ZM4 62H5V64L7 62V64L4 65ZM47 62H49V64ZM58 62H60V63H58ZM210 62L211 63L213 62L212 63L213 64L212 69L213 68H216L215 70L217 72H215L214 69H213L214 71H212V72L209 71V70H212L211 69V65H210L211 63ZM14 63H15V65H14ZM121 63H124V65L121 64ZM227 63L229 64V67H230V65H232L229 69L227 67H225V66H228ZM51 64H53V65H51ZM57 64H58V66H57ZM95 64H96L97 67L94 66ZM206 64L209 65V66H206ZM55 65H56V67H54ZM92 65H93V67H92ZM129 65H131V66H129ZM247 65H249V67L251 65V68H252V66L255 67L256 68V69L254 68L255 71L259 67L258 70H257L259 74L257 73V71L256 72L253 71L254 69L252 70ZM10 66H11V68H10ZM99 66H103V67H99ZM217 66H218V68L221 67V69H217ZM118 67L120 69H118ZM130 67H132V68H130ZM208 67H210V68L208 69ZM233 67H234V69H232ZM3 68H5V69H3ZM98 68H99V71H98ZM225 68H227L229 71L230 70L231 71L233 70V74H232L233 75V78L231 77L232 76L231 73H230L231 76L228 75L229 71L226 70ZM239 68H242L244 71H242V69H239ZM248 68L251 69L252 72L253 73H256L257 75L255 74L256 75L255 76L253 73L251 74L250 73L251 70L249 71ZM154 69L155 70H159V72L162 69L161 73L163 72V74H161L159 72L156 73L157 71L156 72L153 71ZM224 69L226 71H228V73ZM245 69H246V71H245ZM5 70H6V72H5ZM51 70H52V72H51ZM220 70H221V72H219ZM223 70L225 71V74L223 73L224 72ZM235 70L237 71V73H236ZM262 70L264 71V68ZM207 71H209V73ZM150 72L152 73V75H151ZM153 72H154V74H153ZM247 72L249 74H247ZM56 73H58L59 75L56 74ZM105 73H106V75H105ZM214 73H218V74H216L218 77L215 76ZM234 73H235V75H234ZM7 74H8V76H7ZM101 74H103V75H101ZM113 74L115 75V77L117 76V74H118V76L120 75V77L117 76L116 77L117 79H116V78H114V75ZM166 74H169V73H166ZM219 74H221V75H219ZM223 74H224L225 77L223 76ZM237 74H239V75H237ZM209 75H210V77H209ZM211 75H212V77H211ZM240 75H242V76L239 77ZM249 75L251 77H253L252 80H251V77H249ZM109 76H110V78H109ZM165 76L169 77L168 75H165ZM229 76H230V78H229ZM254 76L256 78H254ZM12 77H13V79H12ZM102 77H103V79H102ZM222 78L224 79L223 80V83H222ZM241 78L243 79V81H241L242 80ZM211 79H212V82H211ZM225 79L226 80L229 79V80L226 81ZM94 80L95 81L98 80V81H96V83H94L95 82ZM215 81H216V83H215ZM144 82H143V84H144ZM219 82H221V83H219ZM143 84L141 83L140 85H143ZM210 84H212V85L210 86ZM215 84L217 86L219 85L218 86L219 89L220 88H222V89H220V90L217 89V87H216ZM214 86H215V88H214ZM99 87H101V86H99ZM247 88H249V89H247ZM244 90H245V92H244ZM192 91L193 92H196V96L195 97L197 99L193 96L194 93H192ZM240 98H243V99H240ZM246 98L248 99V102H247V99ZM245 99H246V101H245ZM235 100H237V101H235ZM241 100H242V102H240ZM50 101L51 100H47V103L50 106H53V107L59 106L54 101H51V102ZM230 103H232V104H230ZM242 106L243 107L246 106L247 108H243ZM199 127H201V128H199ZM184 128L187 129V130H185ZM201 131L203 133H200ZM214 133H218V135H216ZM201 134H203L205 136H203ZM214 136L217 137V138H215ZM211 137H213V138H211ZM61 139L63 140V136H61ZM56 144H57V146H61L60 148L57 147L56 150L57 151L62 150L57 155L55 154L56 152L53 151V148H51L50 146H46L44 148V152H43V155H42V157H43L42 158V161H43V159H45L44 160L45 163H43L39 167L38 171L36 172L37 175H38V177H40L42 183H44L45 180L48 181L51 178V176L53 175V173H54V171H55L56 168L55 167H52V166H57V164H60V163L67 164L68 162L71 161L70 153L67 152V151H64L63 144L60 141L56 142ZM249 144H250L251 147L249 146ZM255 155H258V156L256 157ZM48 159H49V161H48ZM57 159H59V160H57ZM258 160L260 162H258ZM50 163L52 164V166H51L52 169L49 166ZM262 166H263V169L261 170L260 168H262ZM46 167L47 168L49 167V168L47 169ZM150 167L151 168H150L149 173H152V174H149L150 177L152 178V181L150 180L151 181V184H150L151 187L148 186L149 184L147 185V187L146 186H143L144 189L141 186L140 187L141 188L140 192L137 190L136 186L131 188V185L129 186V188H128L129 190L127 191L126 190V187L125 186H122L123 185V183H122V175H121L122 173H119L116 176H114L113 182L111 183L112 185L111 184L110 185H107V184L104 185V183H102V184H99L96 188L93 189V193H91V194H89V193L85 194V191H84V189H85L84 188L85 187L84 186L85 183H83L82 180L79 179V178H77L74 174H71L70 177H69V179H68V183L65 184V190L62 191V192L60 191V193L58 192V199L62 198L61 196L63 194H65V207L67 209L65 211L66 213H68L69 215H77L76 216L77 218L75 217L76 218L75 220L78 221V219L80 218L78 222H83L84 223V221H85V223L92 224V227L90 229H91V231L93 233H97L98 232L97 233L98 235L105 236V238H106V236H108L107 239L109 238L110 239L109 242L111 241L110 244H112V246H114V247H112L111 245L109 246V249L113 252V254H115L112 257L115 256V259L119 260V262H120L119 264H135V263L136 264H138V263L139 264H219V263L220 264H227V262H224V261H225V259L228 256H230V257L232 256L233 257L234 264H255V263L256 264H264V261H263L262 258L257 257V255L256 256L253 255L254 250H252V249L255 247V245H253L254 244L253 239L251 237L250 238L249 237H246L245 235L243 236V231L241 229L238 230V228H236L234 231L232 230L233 232H231V235L234 236V237L231 236V237H233V239L230 237L232 240L229 237L226 238L228 242L225 241L226 239H223L224 238L223 235L227 236L226 235V232H227L226 230H229L230 229L229 227L227 228L226 224H223L222 227L221 226H216L217 228L213 227L211 229L212 231L210 230V232H209L210 235H213L214 234L213 232H215V234L212 237H210V235L208 236L210 238V239L207 238L208 240L206 241V243H208V241H209V244H207L208 247L207 246L205 247L206 243L201 246V244H199L198 241L196 242V240H197L196 239V236L198 234L197 232H199V229H200V227L195 226L196 225L195 223H198L197 225H199V222H197L198 221V218H197L198 216H196L197 214L194 213V212H191L192 211L191 209L185 208L187 206H182V207H180V205L179 206H176V207L175 206H169L171 208H168L167 207V209H166V207L164 208V206L161 204L162 203L161 199L163 197H165V196H173V197H176L177 198L178 197V193H181L182 194V193L185 192L184 190L187 189V187L186 188L184 187L185 185H184L183 179L181 178V175L179 173H177V175H175V176L166 177V176H164L163 172L160 169H158V167H153V166H150ZM43 169H45V170H43ZM39 170H41V171H39ZM259 170H261L263 172H260ZM154 172L155 173L157 172L158 175L155 174ZM232 172H234V170L231 168V172H228V174H226V177H228V178L231 177L230 175L232 174ZM36 173H33V172L30 171L29 174H31V177H32V175H34ZM152 175H154V176H152ZM156 175H157V177H156ZM158 177L159 178L162 177V178L157 179ZM42 179H43V181H42ZM138 179H139L138 180L139 182H142V181H140V178H138ZM177 180H179V181H177ZM99 186H101L102 188L99 187ZM81 187H83V189ZM107 187H108V189H107ZM137 187H139V186H137ZM148 187H150V188H148ZM235 188H237V189H235ZM235 188H234V186H232L230 189H228L229 191H231L230 194L233 197H239V196L242 195V193L244 195V193L246 194V192L248 193L249 191H251V189L249 187H247V186L245 187V185L240 186L239 188L238 187H235ZM96 189L98 190V192H97ZM155 189H157V190H155ZM100 190L102 191V194H101V191ZM123 190H125V193H123L124 192ZM131 190H132V192H131ZM252 191H254V190H252ZM209 192L210 191H206L205 190V193H207L206 194L207 196L212 195V193L211 192L209 193ZM96 193H100V197L102 196L101 199L99 197L100 200H98L100 204L98 202H96V204L94 203L95 204V207L98 206L99 208H101V207L103 208V209L101 208L102 210H100L101 213H100V211L99 212L94 211L93 213L86 212V210H88V207L89 206H92V204H93L92 203V200H93L92 198H94V197H92V195L95 196ZM66 195H67V197H66ZM83 204L85 205V207H84ZM187 209L190 211L189 212L190 214L186 211ZM139 210H141L143 212V216L140 215V211ZM169 210H171V211H169ZM181 210H183V211L181 212ZM3 211L1 212V215H0V221L3 219V221H1V224L3 223L2 225L4 226V227H2L1 224H0V232H1V234H0V251L3 249L0 252V264H2V263L9 264L11 261H12L11 263L13 264L14 263L13 260H15V258H14V256H12L13 257L12 258L10 255L12 253L11 252V250L13 249L12 247H14L13 244H15L17 241L16 242L11 241V239H12L11 237H13V234L11 233V230H12L11 223H10V220L8 218L9 217L8 216V212L7 211L3 212ZM68 211H70L71 213L68 212ZM6 214H7V218L8 219H6V217H5ZM68 214H67V216H68ZM195 217H196V219H195ZM187 218H189V219H187ZM214 228H215V231H214ZM223 230L226 231L224 234H223ZM236 230H238V231H236ZM240 230H241V232H239ZM162 231L163 232H166V233H169L171 235H174L176 237L179 236L178 239H175V242H174V245L172 246V248H166L164 250L162 248H160L161 246L159 245V241H157V240H160L159 238H162V236H160L161 233H162ZM218 231H220V232H218ZM216 232H217V234H216ZM157 233H159L158 236H157ZM233 233H235V234H233ZM238 233H242V234H238ZM218 235H219V238H218ZM220 236H222L221 239H220ZM8 237H9V239H8ZM8 240L10 242H12V243H10L11 245L8 243ZM155 240H156V242H158V245H157V243H155ZM184 240H185V242H184ZM177 241H179V242H177ZM225 242H226V244H225ZM175 245H176V247H175ZM156 248H158V249H156ZM159 250H161L162 253ZM222 251L224 252V254H223ZM117 254H119V255H117ZM7 256L10 259H8ZM159 256L160 257H163V258H160ZM251 257L252 258H255V260L252 259ZM137 258H139V259H137ZM185 258H186V260H184ZM4 259L6 261H4ZM174 260H175V262H174ZM7 261H8V263H6Z\"/></svg>", "mask_w": 264, "mask_h": 264}]
</instances>
